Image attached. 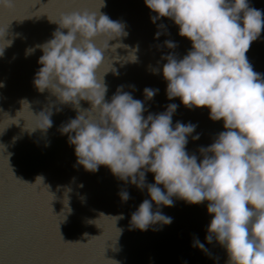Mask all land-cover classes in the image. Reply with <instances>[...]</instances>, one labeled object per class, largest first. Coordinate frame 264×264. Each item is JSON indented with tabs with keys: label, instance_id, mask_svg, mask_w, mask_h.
Returning a JSON list of instances; mask_svg holds the SVG:
<instances>
[{
	"label": "clouds",
	"instance_id": "1",
	"mask_svg": "<svg viewBox=\"0 0 264 264\" xmlns=\"http://www.w3.org/2000/svg\"><path fill=\"white\" fill-rule=\"evenodd\" d=\"M14 3L0 0V8L11 9ZM144 3L155 13L150 16L154 24L162 17L169 18L178 26V34L191 41L182 58L172 52L162 57L167 61L162 66L167 98L178 97L189 109L207 107L211 120L223 121L225 130L210 145L199 148V157L186 150L188 137L197 126L179 121L173 125L177 104L145 117L144 102L123 91V86L117 87L110 101L106 99L104 76L110 69L102 77L97 71L106 59L109 41L127 36V32L124 23L99 10L71 11L49 19L58 25L52 38L26 50V54L37 48L42 51L33 84L39 92L48 90L61 105L76 110L75 118L62 124L59 131L74 145L78 165L93 173L106 166L118 180L147 189L150 199H144L131 214L130 229L158 230L153 226L171 224L172 217L163 214L161 207L174 206L173 197L188 204L207 201L212 218L205 240L226 250V264H264V74L254 71L246 56L264 28V14L250 7L248 0ZM5 33L0 27V40ZM161 34L157 31L155 38ZM97 37L104 38L99 46L94 42ZM4 41L8 43L0 47V56L12 43ZM164 45L176 47L171 40H165ZM120 46L127 47L119 43L111 47L115 51ZM136 59L131 55L130 60ZM158 91L145 87V100ZM81 101L90 107H81ZM21 103L30 108L26 100ZM32 114L36 126L25 128L29 132H47L52 127L51 111ZM192 139L198 140L199 134ZM148 172L154 174V183H146ZM19 180L37 184L44 178L37 176L35 183ZM118 195L123 202L130 198L127 191ZM193 246L207 252L198 239Z\"/></svg>",
	"mask_w": 264,
	"mask_h": 264
},
{
	"label": "water",
	"instance_id": "2",
	"mask_svg": "<svg viewBox=\"0 0 264 264\" xmlns=\"http://www.w3.org/2000/svg\"><path fill=\"white\" fill-rule=\"evenodd\" d=\"M248 2L264 14V0ZM102 3L103 0H15L13 8H0V27L6 29L0 47L8 43L4 40L12 41L0 56V264H226V250L215 241L205 240L212 218L207 201L188 204L173 197L174 206L161 207L163 214L172 217L171 224L153 226L158 230L130 229L131 214L144 199H150L147 189L118 180L106 166L93 173L78 165L74 145L68 143L67 134L59 131L62 124L75 118L76 110L61 105L48 90L39 92L33 84L41 67L38 59L42 51L37 48L26 54V50L52 38L58 25L49 19L71 11L99 10L124 23L127 32V36L109 41L106 59L97 71V76L102 77L110 69L104 76L107 100L118 86H123V91L144 102L145 117L165 111L171 103L177 104L173 125L179 121L197 126L192 136L198 133L199 139L189 136L186 150L198 157L199 148L210 145L225 130L222 120L209 118L207 107L189 109L180 98H167V81L162 74L167 61L162 57L172 52L182 58L191 48V41L178 34V26L164 17L154 24L150 16L155 13L144 0ZM159 24L165 28L158 29ZM157 31L162 33L159 38L154 35ZM103 39L97 37L94 42L99 46ZM165 40L175 42L176 47L167 48ZM118 43L127 47L112 50L111 46ZM131 55L137 59L130 60ZM246 56L253 70L264 74V28ZM145 87L159 91L151 100H145ZM22 100L30 108L27 104L22 107ZM81 107L90 105L81 101ZM31 111H51L52 127L47 132H29L27 129L36 126ZM18 120L19 124H13ZM37 176H43V183L19 180L35 183ZM154 182V174L146 173V183ZM121 191L129 193L126 202L118 195ZM51 206L60 215H55ZM121 214L123 218L117 219ZM197 239L205 244L207 252L193 246Z\"/></svg>",
	"mask_w": 264,
	"mask_h": 264
}]
</instances>
